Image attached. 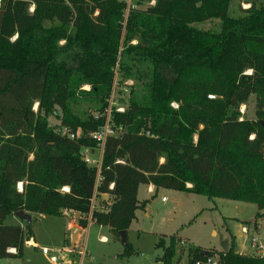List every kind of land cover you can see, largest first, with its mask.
<instances>
[{"label": "trees", "instance_id": "16d2710c", "mask_svg": "<svg viewBox=\"0 0 264 264\" xmlns=\"http://www.w3.org/2000/svg\"><path fill=\"white\" fill-rule=\"evenodd\" d=\"M142 2L125 15V0H0V258L21 257L32 236L7 216L79 212L83 228L93 195L90 221L119 237L150 200L139 185L252 203L253 225L264 218V0ZM115 81L120 132L97 169L81 152ZM251 95L254 117L241 118ZM185 242L160 234L157 262L264 264Z\"/></svg>", "mask_w": 264, "mask_h": 264}, {"label": "rangeland", "instance_id": "374dc122", "mask_svg": "<svg viewBox=\"0 0 264 264\" xmlns=\"http://www.w3.org/2000/svg\"><path fill=\"white\" fill-rule=\"evenodd\" d=\"M149 1L143 0L142 3L146 6ZM241 1L234 0V3ZM247 6L243 5V8ZM213 22H203L198 26L214 27ZM120 88L122 85L115 81V100ZM122 96L123 103L127 97L125 93ZM254 102L255 98L251 95L247 103L240 106L241 118L254 117ZM116 103L124 107L118 101ZM47 121L52 128H57L58 118L55 115L49 116ZM149 195L146 186H140L137 197L143 200ZM149 197L145 207L135 211V218L125 232L126 245L110 228L89 221L86 227L80 228L74 247L70 249V216L30 213L32 236L25 237L22 256L0 258V264H158L157 257L162 255L163 248L155 244L160 234H175L184 240L187 238L188 244L205 249L224 251L231 248L243 253H254L250 246V239L253 238L262 247L259 255L264 257V218L257 219L256 226L253 225L254 204L216 197L209 199L204 195L164 188H156ZM95 207H100L98 199ZM16 221L10 215L4 220L6 224ZM243 221L250 222L245 224L247 234L241 229ZM103 236L105 240H102ZM44 248L48 250L47 254H43ZM83 251L86 256L81 260ZM51 256H55L54 262ZM185 263L186 253H183L180 264Z\"/></svg>", "mask_w": 264, "mask_h": 264}, {"label": "built area", "instance_id": "2783aa9c", "mask_svg": "<svg viewBox=\"0 0 264 264\" xmlns=\"http://www.w3.org/2000/svg\"><path fill=\"white\" fill-rule=\"evenodd\" d=\"M126 1V9H125V15L128 12V10L134 6V4H132L133 0H125ZM148 4L152 5L154 4V0H150L148 2ZM128 84L131 83L130 80L127 81ZM108 105L105 108L103 115H104V124L96 131L92 132L89 134V136L95 141V147L94 149H91L89 147H85L83 148L82 152H81V157L83 158V160L85 161V163H87L88 165H92L95 166L97 169H99L100 166V162H101V155H102V151H103V146L104 143L106 141V138L109 136H114L116 134H118L120 132V128H117L115 126H113L112 122H111V110L113 107H115V110L118 112H121L124 110L123 106H120L116 103L115 97L113 96V91L111 92L108 100ZM174 107L176 106V104H172ZM78 134V132H76V135ZM69 137L73 138L74 134H69ZM110 188L112 187V185L110 184L109 186ZM62 190H67L66 187L62 188ZM164 197L161 198L162 201H164ZM95 195L92 196L91 200H90V208H89V214H88V222L90 221V212L91 210L95 209ZM244 231H246L245 228H243ZM102 240H105V237H101ZM181 243H183V241H181ZM250 246L256 251V252H261L262 247L260 246V244H258V242L251 238L250 239ZM8 252L10 253H15V249L14 248H9L7 249ZM43 254H47L48 250L47 249H42ZM86 256L85 251L82 252L81 254V260ZM51 261L54 262L56 260L55 256H51L50 257ZM195 264H216V262H214L212 259H207L204 263H200V262H196Z\"/></svg>", "mask_w": 264, "mask_h": 264}, {"label": "water", "instance_id": "95a60500", "mask_svg": "<svg viewBox=\"0 0 264 264\" xmlns=\"http://www.w3.org/2000/svg\"><path fill=\"white\" fill-rule=\"evenodd\" d=\"M21 187V185H18V188ZM104 196V195H103ZM20 222L26 223V224H30L31 223V216L29 213L23 211V210H19L17 212H15L13 214ZM80 213L79 212H75L74 217L75 219L79 218ZM79 232V227L78 226H72L70 229V233H69V247L70 249H73L74 247V243L77 237V233ZM126 231H119V236H120V240L121 243L123 245L126 244Z\"/></svg>", "mask_w": 264, "mask_h": 264}, {"label": "crops", "instance_id": "0c3cea01", "mask_svg": "<svg viewBox=\"0 0 264 264\" xmlns=\"http://www.w3.org/2000/svg\"><path fill=\"white\" fill-rule=\"evenodd\" d=\"M140 186H142V185H139V187H138V190H139V188H140ZM146 186V192L148 193V194H152L155 190H156V188L152 185V184H148V185H145ZM137 190V191H138ZM149 195V196H150ZM148 196V197H149ZM148 197H146L145 199H149ZM103 198L104 199H106L107 197L104 195L103 196ZM138 198V197H137ZM138 200H140L139 198H138ZM146 213L148 214V211L146 210ZM74 214L75 213H71V212H69V211H65L64 213H63V215H67V216H70L72 219H71V221H70V223L69 224H71L72 226H78L76 223H75V217H74ZM11 217H14V218H16L14 215H10ZM30 216H32V214H30ZM17 219V218H16ZM12 224H20V225H23L22 224V222H20L18 219H17V221L15 222V223H12ZM79 227V226H78ZM80 228L81 227H79V232H80ZM243 228H245L246 229V231H244V229ZM242 231L244 232V233H246L247 234V232H248V228H247V226L245 225V224H243L242 223ZM214 234V233H213ZM104 237V236H103ZM252 237V236H251ZM182 239H183V237H182ZM185 240H187L188 241V239L186 238ZM189 242V241H188ZM239 253H243V252H239ZM261 254V252H256L255 250H254V253H244V254ZM158 264H160L159 262H158Z\"/></svg>", "mask_w": 264, "mask_h": 264}]
</instances>
